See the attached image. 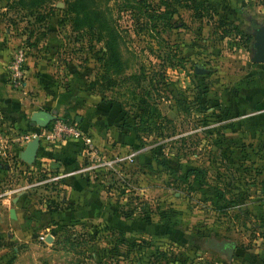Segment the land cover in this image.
Segmentation results:
<instances>
[{
    "label": "rangeland",
    "instance_id": "obj_1",
    "mask_svg": "<svg viewBox=\"0 0 264 264\" xmlns=\"http://www.w3.org/2000/svg\"><path fill=\"white\" fill-rule=\"evenodd\" d=\"M69 1L0 0V43H10L12 52L26 49L25 75L28 60L43 59L58 86L76 83L114 116L111 135L127 149L108 151L107 142L99 147L89 136L98 160L112 164L104 169L116 214L132 223L30 225L35 236L20 245L21 263L264 264L261 131L222 112L238 94L249 100L255 79L264 80V64L251 60L264 0H106L102 11L114 29L116 58L105 54L104 31L74 27ZM210 101L219 111L209 110ZM248 106L246 112L254 110ZM147 108L158 112L147 120L152 129L143 131L140 114ZM31 165H19L11 181L20 188L11 195L19 192L28 208L67 211L71 192L48 166L32 173ZM190 169L200 170L202 181L186 177ZM123 202L130 205L122 211ZM8 222L0 225L1 236L13 231Z\"/></svg>",
    "mask_w": 264,
    "mask_h": 264
},
{
    "label": "crops",
    "instance_id": "obj_2",
    "mask_svg": "<svg viewBox=\"0 0 264 264\" xmlns=\"http://www.w3.org/2000/svg\"><path fill=\"white\" fill-rule=\"evenodd\" d=\"M12 49L10 43L7 46L0 43V135L8 139L4 154H0V225L6 223L7 220L9 221L7 224L13 230L12 232L6 231L5 238L0 235V260L13 256V259L7 264H22L21 258L26 252H20V245L31 244L35 236L34 233H30L32 225L42 230L52 219L63 224L92 223L113 226L123 223L129 225L132 221L116 214L117 199L115 191L110 185L108 173L104 168L96 170L87 168L89 154L80 140L70 139L54 144L40 140L36 159L33 162L36 165L33 167L30 164L33 167L30 168L32 173L34 169L37 170L38 165L39 167L48 166L52 170V177L58 176L56 181L59 186L71 192V200H66L67 211L62 214L50 213L46 211L43 204L36 206L38 208L35 209L28 208V204L23 203V196L19 192L15 196L11 195L20 188L19 183H12L11 179L18 175L19 165L24 164L21 153L27 144L17 142L15 138L23 133L35 132L28 126L31 125V116L37 111L54 113L55 117L69 113L73 116L67 119L75 120L83 132L93 136V140L99 147L101 141L107 142L104 144L108 151L110 148L114 151L127 149L125 142L122 144L121 141L116 142L115 139L120 136L111 135L114 129V116L108 114L106 106L96 97L81 91L80 86L76 83L70 88L58 86L45 60H28L24 86L18 90L12 89L6 80V65ZM257 79H255L256 86L254 85V88L251 89L249 100L241 98L239 94L234 96L236 103L230 107L228 119L234 115L235 118L251 120L252 127L260 129L261 139L264 142V106H262L264 104V80H261L262 84L260 85V81L258 82ZM248 105L254 110L246 112L244 108ZM225 107L224 111H226ZM214 109L219 111V107L218 109L209 107V110ZM236 110L237 114H235ZM107 119L111 120L110 126L106 131L100 130L96 123ZM26 120L29 121L28 126ZM135 156L140 158L143 155ZM26 165L29 164L26 163ZM121 200L126 199L122 197ZM122 204H126V202ZM126 207L128 205L125 206V209ZM11 208L15 209V219L9 215ZM39 210L42 211L39 212ZM0 231L3 230L0 228ZM38 235L41 237L43 234ZM48 236L46 235V238Z\"/></svg>",
    "mask_w": 264,
    "mask_h": 264
},
{
    "label": "built area",
    "instance_id": "obj_3",
    "mask_svg": "<svg viewBox=\"0 0 264 264\" xmlns=\"http://www.w3.org/2000/svg\"><path fill=\"white\" fill-rule=\"evenodd\" d=\"M26 63V49L24 47L16 48L11 55L10 60L6 65V80L12 89H21L25 83V70L24 65ZM48 128H42L40 132H27L23 133L15 138V141L20 143H28L33 138L38 137L41 141L45 140L48 143L54 144L64 140H80L89 154V161L94 159L97 160L96 163H90L87 167L88 169H98L105 168L104 165H112L110 162L104 160H98L96 156L95 144L92 138L83 132V130L78 126L76 122H69L63 120L62 118L55 117L49 122ZM8 145V139L0 135V154H4V150ZM134 154H129L127 156H121L118 158L119 161L132 158ZM83 171V170H82ZM73 173V172H72ZM58 176L53 179H57ZM41 239L44 237L41 236Z\"/></svg>",
    "mask_w": 264,
    "mask_h": 264
},
{
    "label": "trees",
    "instance_id": "obj_4",
    "mask_svg": "<svg viewBox=\"0 0 264 264\" xmlns=\"http://www.w3.org/2000/svg\"><path fill=\"white\" fill-rule=\"evenodd\" d=\"M106 0H70L67 4V12L70 14V19L72 20L74 27H83L86 26L87 28L89 27V29H94L96 28L100 35L101 34H105V47L107 49L105 54H110V56H113L116 58L117 56V52H116V47L115 44H113V40L115 38V35L113 34L114 29L110 28V19L107 18V16L105 15V12L102 11V4L103 2H105ZM75 29H79V28H75ZM104 31V32H103ZM103 32V33H102ZM104 36V35H102ZM101 38V37H100ZM199 97L201 98V94H199ZM208 98L210 99V97L208 96ZM211 103V106L214 107H218V104L216 103ZM148 110H143L140 114V119L142 120V124L140 126V129H142L143 131H149L151 130L152 126L150 124L147 123V120H149L152 117V114L154 115V117L156 116V112L157 109L154 110H150L151 108H147ZM230 109V108H229ZM228 108H226V111H223L224 114H227L229 111ZM237 110L235 112V114H237ZM63 120H66L64 118H62ZM69 122H75V120H66ZM146 122V123H145ZM250 123L253 124V122ZM48 123L44 128H48L49 127ZM98 125V128L100 130H104L106 131L108 129V127L111 124V120L107 119L106 121H98L96 123ZM29 129L35 131V132H40V127L37 126H28ZM138 141H140L139 138H137ZM50 154V153H49ZM52 155V154H50ZM1 167V164H0ZM4 167V166H2ZM195 169V168H194ZM194 169H190L187 171L186 177L193 175L192 177H194L193 182L198 183L199 181H197L198 179H200V181H202L201 178V174L200 170H194ZM201 184V183H199ZM126 205H130L129 203L126 204H121V205H117L119 209H121L122 211L125 210V206ZM131 209H133L134 211L141 210V208H136V206H132ZM122 216H128L129 213H126V211L124 213H121ZM141 216V212L140 215ZM142 217V216H141ZM146 223L148 225H151V220L149 217H146L145 219ZM149 229H151L149 227ZM134 252V251H133ZM132 251L129 252V256L130 259L131 257H134L135 253H133ZM13 259V256H9L4 260H0V264H7L9 263L11 260Z\"/></svg>",
    "mask_w": 264,
    "mask_h": 264
},
{
    "label": "water",
    "instance_id": "obj_5",
    "mask_svg": "<svg viewBox=\"0 0 264 264\" xmlns=\"http://www.w3.org/2000/svg\"><path fill=\"white\" fill-rule=\"evenodd\" d=\"M253 33V47L254 53L251 58L252 62L264 64V25H258L252 29ZM55 118L54 113L37 111L31 116V125L45 127L50 121ZM40 145V139L38 137L29 141L23 152L21 153L22 160L27 164H32L36 159V154ZM9 215L12 219L16 218L15 209L9 210ZM50 241V236L47 238Z\"/></svg>",
    "mask_w": 264,
    "mask_h": 264
}]
</instances>
